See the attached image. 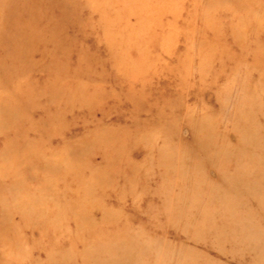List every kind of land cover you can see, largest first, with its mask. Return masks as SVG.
Here are the masks:
<instances>
[{
	"label": "rangeland",
	"instance_id": "1",
	"mask_svg": "<svg viewBox=\"0 0 264 264\" xmlns=\"http://www.w3.org/2000/svg\"><path fill=\"white\" fill-rule=\"evenodd\" d=\"M0 264H264V0H0Z\"/></svg>",
	"mask_w": 264,
	"mask_h": 264
}]
</instances>
